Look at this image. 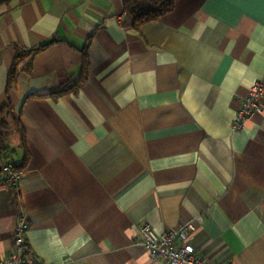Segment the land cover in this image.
<instances>
[{
	"label": "crops",
	"instance_id": "0c3cea01",
	"mask_svg": "<svg viewBox=\"0 0 264 264\" xmlns=\"http://www.w3.org/2000/svg\"><path fill=\"white\" fill-rule=\"evenodd\" d=\"M52 38L7 89L14 48ZM258 80L264 0H175L137 28L122 0H0V107L25 162L17 191L0 176V259L22 209L38 264H164L133 237L185 222L213 264H264V93L231 128Z\"/></svg>",
	"mask_w": 264,
	"mask_h": 264
},
{
	"label": "built area",
	"instance_id": "2783aa9c",
	"mask_svg": "<svg viewBox=\"0 0 264 264\" xmlns=\"http://www.w3.org/2000/svg\"><path fill=\"white\" fill-rule=\"evenodd\" d=\"M263 93V83L258 80L247 88L243 97L238 98L231 122L233 131L242 129L246 120L252 118L254 114L263 113L261 103ZM23 174L24 170L20 168L18 160L0 156V176L15 191L18 179ZM27 227V216L20 209L12 231L11 250L7 256L0 259V264H38L26 240ZM195 230L196 228L189 222L160 232L150 224L143 223L133 241L142 244L152 259L160 260L164 264H213L208 257L197 254L189 244V236Z\"/></svg>",
	"mask_w": 264,
	"mask_h": 264
},
{
	"label": "trees",
	"instance_id": "16d2710c",
	"mask_svg": "<svg viewBox=\"0 0 264 264\" xmlns=\"http://www.w3.org/2000/svg\"><path fill=\"white\" fill-rule=\"evenodd\" d=\"M124 11L129 12L133 18V27L137 28L139 25L158 20L162 15L171 11L174 7L175 0H122ZM57 41L56 39H48L39 45L32 48L15 47L14 55L7 74V89H9L16 81L18 75L31 68L33 55ZM82 50V55L84 54ZM62 88L52 91L49 94H61L69 90H76L79 81L72 79L67 81ZM16 132L22 144L23 129L19 118L13 116V108L7 101L0 107V156L5 158H13L15 150L10 147L8 142L11 133ZM17 160V159H16ZM19 161V160H18ZM20 168H25V162L20 160Z\"/></svg>",
	"mask_w": 264,
	"mask_h": 264
}]
</instances>
